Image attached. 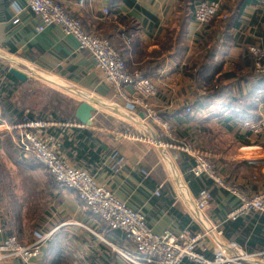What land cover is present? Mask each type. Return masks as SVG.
<instances>
[{
  "label": "crops",
  "instance_id": "obj_1",
  "mask_svg": "<svg viewBox=\"0 0 264 264\" xmlns=\"http://www.w3.org/2000/svg\"><path fill=\"white\" fill-rule=\"evenodd\" d=\"M59 1L86 33L111 42L130 73L140 72L159 86L152 104L176 129L170 141L223 153L211 163L227 182L249 194L264 189V155L257 153L264 151V133L252 134L242 126L264 114V76L254 75L248 52L253 45L264 49V8L259 0H219L220 13L227 19H215L204 28L194 21L193 12L201 2L213 0H82V5L80 0ZM27 5L28 0H0V242L14 236L26 245L36 234L51 232L28 264H131L121 253L138 257L122 231L107 229L73 189L58 184L44 166L17 149L13 142L17 130L4 128L29 122L46 123L32 131L68 165L86 171L143 214L155 234L201 232L190 213L201 187H191L186 178L193 158L158 142V127L144 120L140 110L125 111L123 101L104 83L89 52L80 49L75 38L56 25L36 33L39 19ZM17 11H21L19 21L13 24ZM209 48L215 49L212 65L218 74L198 88L185 71L197 65ZM28 65L74 90L77 96L72 97L75 106L69 118L57 120L55 105L50 104L49 89H57L55 85L44 82L41 92L29 85L24 72ZM10 69L24 74L25 80L17 79ZM225 75L228 78L223 79ZM81 102L96 109L91 128L75 120ZM219 132L233 137L235 149H241L238 155L214 150V135L209 133ZM205 133L208 146L198 145L197 139ZM113 150L125 159L118 172L110 161ZM169 164L186 185L185 197L168 179ZM206 188L212 194L207 216L221 230L222 239L239 243L249 253H264V216L251 213L237 224L224 221L236 200L213 183ZM200 246L211 257V238L202 239Z\"/></svg>",
  "mask_w": 264,
  "mask_h": 264
},
{
  "label": "built area",
  "instance_id": "obj_2",
  "mask_svg": "<svg viewBox=\"0 0 264 264\" xmlns=\"http://www.w3.org/2000/svg\"><path fill=\"white\" fill-rule=\"evenodd\" d=\"M79 4L82 5L83 1L80 0ZM259 5L264 8V0H259ZM220 6L219 0L201 2L193 12L194 21L200 28L208 26L215 19L225 21L227 17L220 13ZM27 7L39 19V25L35 27L36 33L56 25L64 34L75 38L79 48L89 52L95 68L101 72L104 83L123 101L125 111L134 113L140 110L144 120L172 138L175 127L162 119L152 104L160 94L159 86L140 72L130 73L126 69L122 55L108 39L86 33L81 23L69 15L59 0H28ZM20 12L15 13L13 24L19 21ZM103 14L107 15L108 9H104ZM248 52L254 57V72L263 76L264 51L259 46H249ZM24 72L27 75L37 76L44 82L57 85V81L51 75L33 65L26 66ZM63 85L70 88L66 84ZM185 111L189 113L191 108L187 107ZM46 126L44 122H29L8 124L4 129L8 132L17 130L18 134L13 139L17 149L44 166L58 184L73 189L89 212L107 229L119 230L125 234L138 255L132 258L121 253L131 264H264L261 260L264 256L263 252L249 253L239 243L222 239L221 230L207 216L212 199L209 189L200 190L190 205L191 217L200 225L201 232L192 233L184 230L178 234L170 232L155 234L147 225L143 214L129 208L107 189L98 185L86 171L68 165L52 146L32 131ZM242 126L250 133L258 135L263 132L264 119L256 123H244ZM182 150L193 158L194 163L190 170L193 177L209 179L236 200V205L225 215L224 221H236L251 213H260L264 216V189L256 194H249L238 184L227 182L220 175L209 161V157L213 156L211 153L193 147L182 148ZM110 161L113 163L114 172L120 171L125 165L124 157L117 150L111 152ZM170 166L169 164L171 170L172 166ZM142 173L147 175L144 171ZM180 180L181 178L174 181L181 196L185 197L186 185ZM155 195L158 196L159 191H155ZM51 235V232L36 234L33 242L26 245L14 236L3 239L0 242V264L13 260L28 264L39 255ZM206 237L211 238L213 244L211 257H207L205 250L200 246V241Z\"/></svg>",
  "mask_w": 264,
  "mask_h": 264
},
{
  "label": "rangeland",
  "instance_id": "obj_3",
  "mask_svg": "<svg viewBox=\"0 0 264 264\" xmlns=\"http://www.w3.org/2000/svg\"><path fill=\"white\" fill-rule=\"evenodd\" d=\"M100 37V36H99ZM102 38H105L106 37H103L101 36ZM254 46V45H253ZM251 55V54H250ZM252 59L254 58L253 56H251ZM252 71L255 75H258L254 72V66L252 67ZM259 76V75H258ZM29 79H30V86H34V88H39V91L41 92L42 91V88L44 87V81L40 80L37 76H33V75H29L28 76ZM57 85V89L55 90H52L49 89L50 91H54V94L51 92L50 95L53 96L52 100V103L50 104H54L55 105V109H56V115L59 117V118H62V119H67L70 117L71 113H72V110L75 106V100L72 98V97H76V93L74 92L73 89H70V88H67L65 85L61 84V83H58L56 82ZM46 93V91H45ZM50 96V97H52ZM46 98H47V94H46ZM42 108V106H41ZM262 110L263 109V105H262ZM51 109V108H50ZM52 110V109H51ZM159 115V114H158ZM264 119V115L261 116L260 115V118L255 121L256 122H259L260 120ZM249 123V122H248ZM251 123H254V122H251ZM246 129V128H244ZM158 130V129H157ZM247 130V129H246ZM263 132L261 134L264 133V129H262ZM176 131V129H175ZM249 132V131H248ZM158 134L161 135V137H159V139L157 138V141L160 142V143H169L170 146H173L172 149H175V150H179V151H184L182 150V148H186V147H190V145L188 144H180V143H173L172 141V138H169L167 137L166 135H164V133L160 132L159 133V130H158ZM174 134L175 132L172 134V137H174ZM209 135H214V137L212 138L213 139V143L215 144L216 148H214V150H217V151H223L224 149H228L230 153V155H238L239 151L241 150L240 148H237V145L235 144L234 142V139L233 137L229 136V135H225L224 133L222 132H219V133H209ZM160 138H165V139H160ZM198 145L202 144L203 146H208V143H207V139H206V133L202 136H200L198 139ZM231 145V146H229ZM234 146V147H233ZM204 152H207V153H211L213 156L209 157V161H213V160H216V159H220V158H223V157H220V155H222L223 153L221 152H217L215 153L216 151H212V152H209V151H206L204 149H200ZM170 151V149H169ZM186 153V152H185ZM257 153L260 155H264V151L263 150H259L257 151ZM228 154H225V156H229ZM256 154V153H255ZM227 158V157H226ZM72 167V166H71ZM171 167V166H170ZM74 168V167H73ZM76 169V168H75ZM165 169L167 171V174H168V179L170 178L171 180H175V179H180L179 176L177 175V173L175 171H173L174 169H172L171 167V170L168 166V168L165 166ZM78 170H82V169H78ZM90 175V174H89ZM177 175V177L175 178V176ZM91 176V175H90ZM93 177V176H92ZM94 178V177H93ZM95 180V179H94ZM96 181V180H95ZM98 184V183H97ZM99 185V184H98Z\"/></svg>",
  "mask_w": 264,
  "mask_h": 264
},
{
  "label": "trees",
  "instance_id": "obj_4",
  "mask_svg": "<svg viewBox=\"0 0 264 264\" xmlns=\"http://www.w3.org/2000/svg\"><path fill=\"white\" fill-rule=\"evenodd\" d=\"M261 49L264 51L263 48H261ZM214 54H215V49L209 48L202 55L201 61L197 65L191 66V67L187 68L185 71V75L188 76L191 80L195 81L198 88L202 85H206L209 81H211L213 79L214 75L218 74V69H215L212 65ZM145 75L148 76L147 74H145ZM225 78H228V76L227 75L223 76V79H225ZM220 82H221V80H219V79L216 80V82H215L217 92L219 90L218 87L220 85ZM61 119L62 118H59L57 116V120H61ZM186 178H187L191 187H198V188L201 187L200 190L208 189V188H206V185L207 184L210 185L213 183L212 181H210L209 179H207L205 177L195 178L192 176L191 173H190V175H187ZM240 219H237L236 221H232V222L233 223L235 222L237 224L240 221ZM247 252H250V251H247Z\"/></svg>",
  "mask_w": 264,
  "mask_h": 264
},
{
  "label": "water",
  "instance_id": "obj_5",
  "mask_svg": "<svg viewBox=\"0 0 264 264\" xmlns=\"http://www.w3.org/2000/svg\"><path fill=\"white\" fill-rule=\"evenodd\" d=\"M10 73L14 75L17 79L23 81L25 80V75L20 73L19 71L15 69H10ZM96 111V109L89 103L81 102L76 110H75V120L78 122V125L82 127H92L93 126V113Z\"/></svg>",
  "mask_w": 264,
  "mask_h": 264
}]
</instances>
